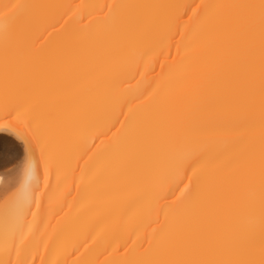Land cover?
<instances>
[{
  "label": "bare ground",
  "instance_id": "bare-ground-1",
  "mask_svg": "<svg viewBox=\"0 0 264 264\" xmlns=\"http://www.w3.org/2000/svg\"><path fill=\"white\" fill-rule=\"evenodd\" d=\"M0 140V264H264V0H0Z\"/></svg>",
  "mask_w": 264,
  "mask_h": 264
},
{
  "label": "rangeland",
  "instance_id": "rangeland-1",
  "mask_svg": "<svg viewBox=\"0 0 264 264\" xmlns=\"http://www.w3.org/2000/svg\"><path fill=\"white\" fill-rule=\"evenodd\" d=\"M0 144L2 145V148L0 149V169L2 168L3 170L6 167L17 165L20 160V157L16 155L18 149L17 143L11 140H0Z\"/></svg>",
  "mask_w": 264,
  "mask_h": 264
}]
</instances>
